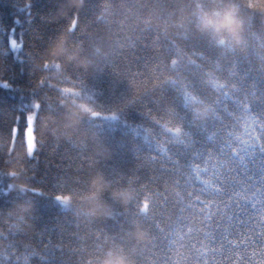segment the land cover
Here are the masks:
<instances>
[{"label":"trees","instance_id":"obj_1","mask_svg":"<svg viewBox=\"0 0 264 264\" xmlns=\"http://www.w3.org/2000/svg\"><path fill=\"white\" fill-rule=\"evenodd\" d=\"M194 3L85 0L54 20L67 0H0V84L18 89L0 88V264H90L109 247L131 249L126 236L136 222L151 237L136 264H264V19L247 25L245 51H222L177 23ZM29 4L32 25L16 24ZM63 31L101 57L100 70L70 65L56 80L52 69L37 68ZM63 87L92 95L99 114L68 139L41 136V116L63 111ZM189 94L213 116L194 120ZM21 95L41 104L29 113L37 151L23 160L37 207L15 222L7 212L23 194L11 191L6 174L27 147ZM97 142L110 159H93ZM96 169L136 192L126 207L115 205V219L87 220L55 200L86 187Z\"/></svg>","mask_w":264,"mask_h":264},{"label":"clouds","instance_id":"obj_2","mask_svg":"<svg viewBox=\"0 0 264 264\" xmlns=\"http://www.w3.org/2000/svg\"><path fill=\"white\" fill-rule=\"evenodd\" d=\"M85 0H67L61 5L52 19L58 20L67 15L70 8H82ZM257 16L264 19V0H215L209 7L203 0H195L191 10L181 11L178 24L191 26L195 32L206 37L215 47L222 51H245L247 49V25ZM52 69L50 75L60 80L70 65H75L89 72L101 69V57L85 53L82 44L73 40L70 31L61 32L49 44L42 60L36 66L38 69ZM68 95L62 100L63 111L57 115L48 111L41 116L40 134H51L55 139H68L83 128L85 120L99 114L94 101L87 98L73 99ZM186 106H189L194 120L204 121L214 114L210 104L194 94L186 95ZM88 139L95 140L94 133H84ZM30 158L28 147L23 152H17L12 164V183L9 185L13 193L23 194L12 209L7 212L9 221L21 222L36 211V202L26 194L33 190L29 177L24 169L23 160ZM111 150L97 142L94 160H108ZM110 196V201L105 198ZM60 196V204L65 209H72L87 220L115 219L116 207H126L136 198L135 190L128 187H114L105 173L96 169L91 171L86 180V187L75 191H66ZM126 238L132 242L131 249L123 245L107 248L101 255L91 257L90 264H136L135 255L141 245L151 242L147 229L140 223H134Z\"/></svg>","mask_w":264,"mask_h":264},{"label":"snow or ice","instance_id":"obj_3","mask_svg":"<svg viewBox=\"0 0 264 264\" xmlns=\"http://www.w3.org/2000/svg\"><path fill=\"white\" fill-rule=\"evenodd\" d=\"M49 3H51V0H48ZM58 8V5L56 4V9ZM21 12L26 13V19L24 21L20 20V19H16L15 23L19 24V25H23L24 23H27L29 26L32 25L35 17L31 12V5H27L25 8L20 9ZM25 31L27 29H24ZM11 31H15V29H12ZM22 35V33H21ZM11 47L13 49V51L19 52L20 51V44L17 43L16 39H12L11 40ZM45 68H47V65H45ZM23 71V68H22ZM66 79V77H65ZM43 83V82H42ZM0 88L5 89V90H9L12 92H16L18 91V89L14 88L12 85H10L9 83H3L0 84ZM59 91L63 94V95H72L73 97H82V98H87V99H94V97L90 94H88L87 92H83L82 90H76L72 87H63L62 89H59ZM41 108V104L39 103H35L32 102L30 99L26 101L25 97L23 95H21L20 97V101L19 104L17 105V112L19 115H22L24 117V125L23 127L28 129L30 126V122L33 125L34 121L36 120V115L33 116V114H35L33 112V110H38ZM29 113H33V114H29ZM115 118V117H113ZM17 122H19L17 120ZM26 143H27V147H28V151L30 153V158L33 157L34 153L37 151V144L35 142V137L33 136V139L31 141V144H29L28 140L26 139ZM0 175H4V173H0ZM6 175L8 176H12L11 172H8ZM32 191H36L35 189H33ZM42 194V193H40ZM55 200L60 202V196L59 194L55 195Z\"/></svg>","mask_w":264,"mask_h":264},{"label":"rangeland","instance_id":"obj_4","mask_svg":"<svg viewBox=\"0 0 264 264\" xmlns=\"http://www.w3.org/2000/svg\"><path fill=\"white\" fill-rule=\"evenodd\" d=\"M33 136L35 137V134H34V123L32 125L31 122H30L29 128L26 129V139L28 140L29 144H31Z\"/></svg>","mask_w":264,"mask_h":264}]
</instances>
